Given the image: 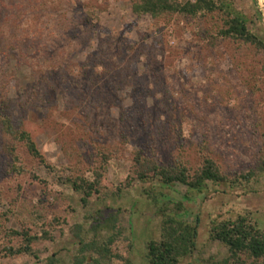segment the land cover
Returning a JSON list of instances; mask_svg holds the SVG:
<instances>
[{
	"label": "rangeland",
	"instance_id": "374dc122",
	"mask_svg": "<svg viewBox=\"0 0 264 264\" xmlns=\"http://www.w3.org/2000/svg\"><path fill=\"white\" fill-rule=\"evenodd\" d=\"M134 1L0 0V99L16 105L52 165L20 146L26 171L15 173L0 131V264H47L54 253L55 264H72L79 248L73 226L89 228L97 210L118 208L133 246L128 251L122 238L118 250L132 264H149L147 243L159 238L162 219L144 193L151 186L165 194L161 206L173 210L181 201L179 214L198 219L197 250L181 264L228 256L224 244L209 241L217 216L249 210L264 230V173L234 187L209 183L190 200L183 184L133 180L141 149L192 167L210 155L232 176L256 168L264 155L263 55L221 37L220 13L157 20L135 14ZM232 2L264 34V0ZM101 152L110 157L105 187L84 206L66 178L71 169L92 177ZM43 229L54 240L34 243L40 260L7 255L6 247L21 243L11 230Z\"/></svg>",
	"mask_w": 264,
	"mask_h": 264
},
{
	"label": "trees",
	"instance_id": "16d2710c",
	"mask_svg": "<svg viewBox=\"0 0 264 264\" xmlns=\"http://www.w3.org/2000/svg\"><path fill=\"white\" fill-rule=\"evenodd\" d=\"M131 8L137 15L147 14L157 20H164L175 14L197 18L220 13L224 26L219 35L252 46L264 58V34L250 28L248 17L234 6L232 0H135ZM218 37L211 35L210 40L218 41ZM20 115L12 101L0 99V131L5 135L6 142L3 148L11 157L12 170L18 174L26 171L20 164V146H23L34 160L51 168V163L32 132L23 124ZM109 161L110 157L101 152V160L97 166L89 170L92 177L81 169L70 170L66 183L81 195L84 206H88L91 198L104 189ZM133 173L135 174L133 180L138 179L143 183L158 179L164 185L183 184L188 189L185 199L190 200L192 195L203 194L209 183L227 184L231 187L252 183L264 173V155L256 168L232 176L210 155L205 156L199 166L192 167L182 159L164 163L141 149L134 156ZM33 177L37 176L33 174ZM144 193L162 217L159 238L147 243L148 263L181 264L197 250L198 219L196 222L189 221L179 214L185 209L181 201L173 203L175 206L173 210L168 205L161 206L160 201L165 194L156 190L154 186L145 188ZM121 213V208L108 213L100 209L91 215L93 220L89 228H85L83 224L73 226V235L79 248L72 264H112L117 260L124 264H132L131 260L118 250V243L122 238L128 241V251L133 248L131 240L124 236L126 228L121 223ZM8 235L21 239L17 248L12 246L5 248L8 256L27 255L37 260H40V257L38 250L33 246L34 243L38 240L47 242L54 240L48 229H43L40 235L30 234L28 230H11ZM209 241L224 244L228 248V256L223 259L210 258L207 264H264V230L249 210L236 216L215 217L210 222ZM56 257L57 253L48 257L47 264H55Z\"/></svg>",
	"mask_w": 264,
	"mask_h": 264
}]
</instances>
